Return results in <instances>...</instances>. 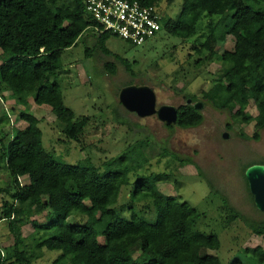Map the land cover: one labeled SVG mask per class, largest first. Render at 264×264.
<instances>
[{
  "label": "trees",
  "instance_id": "trees-1",
  "mask_svg": "<svg viewBox=\"0 0 264 264\" xmlns=\"http://www.w3.org/2000/svg\"><path fill=\"white\" fill-rule=\"evenodd\" d=\"M137 1L158 5V0ZM204 18L210 30L195 48L198 54L208 59L218 43L229 37L234 39V47L220 54L222 67L214 74L211 86L202 92V98L218 109H228L235 121H254L252 137L258 140L264 128V0H183L176 17L161 16V30L187 39L198 33ZM91 26L97 30L99 23L87 9L86 0H0L1 99L6 97L5 92H10L11 98L31 94L36 103L51 107L62 133L79 143L83 142L89 117L76 118L66 105L56 79V62L62 51L75 45ZM96 36L99 51L113 54L107 41L115 35L97 30ZM87 55H93L91 49ZM114 55L135 75L127 59ZM105 69L115 74L117 63L108 61ZM188 98L198 100L187 93L185 102L178 106L177 123L167 124L169 128L196 127L203 122V112L187 103ZM19 101L27 103L25 99ZM251 106L257 109L256 115L249 112ZM11 107L14 111L15 105ZM18 118L27 125L14 127L7 143L0 126V163L11 176V185L0 187V222H7L14 236L13 245L0 244V264L33 263L22 232L29 223L39 234L36 248L61 251L53 264H223L218 255L208 253L221 247L219 236L197 226L204 213L188 201L162 192L156 176H140L133 191L143 207L156 211L154 221L135 212L130 217L123 216L114 207L122 188L130 183V174L146 162L138 154L153 142L150 136L138 140V146L129 147L119 157L106 160L102 170L90 157L75 164L59 161L43 145L39 118L24 108ZM181 161L193 162L190 158ZM245 170L244 178L254 201ZM199 173L217 192L211 180L202 171ZM22 177H27L28 182L23 183ZM224 203L264 241V216L249 219L226 198ZM44 213L48 220L40 224L34 216ZM71 216L75 221L69 223ZM248 258L251 264H264V255L258 252H249ZM240 260L230 264H239Z\"/></svg>",
  "mask_w": 264,
  "mask_h": 264
},
{
  "label": "rangeland",
  "instance_id": "rangeland-1",
  "mask_svg": "<svg viewBox=\"0 0 264 264\" xmlns=\"http://www.w3.org/2000/svg\"><path fill=\"white\" fill-rule=\"evenodd\" d=\"M182 5L183 0H158L157 9L161 15L176 17ZM209 30L208 20L204 18L198 33L187 39L173 36L164 29L139 46L112 36L107 46L113 54L105 55L96 47L97 30L91 26L75 45L62 51L56 62V79L62 87L66 105L74 111L76 118L89 117L83 142H76L62 133L51 107L36 103L28 93L11 98L10 92H5L6 97H0V126L7 143L14 127L27 125L18 118L24 108L39 118L43 145L59 161L75 164L90 157L102 170L106 168V160L119 157L129 147L138 146V140L150 136L153 142L143 147V154H138L143 155L146 162L130 174V183L122 188L114 207L123 216L130 217L135 212L154 221L156 211L143 207V203L133 196V191L140 176H156L162 192L178 196L204 213L197 222L198 228L217 234L221 240V247L208 250V253L218 255L223 264H230L237 258L241 259L239 264H251L249 252L264 255V241L252 232L243 218L228 211L224 198L246 218L258 220L264 216L251 199L244 178V170L249 164L264 160V128L257 140L252 137L254 121L249 124L235 121L228 109H218L202 98V92L211 86L214 74L222 67L220 54L234 47V39L229 37L226 42L218 43L214 54L204 59L205 54H198L195 48L204 42ZM88 49L93 55H87ZM114 54L127 59L135 75ZM197 59H200L199 63ZM2 60L0 49V63ZM108 61L117 63L115 74L106 71ZM129 84L153 87L158 106L164 103L178 106L185 102L187 93L194 94L205 102L204 120L196 127L175 125L169 128L157 114L141 117L127 110L119 100L120 90ZM19 99H25L26 105ZM11 105H15L14 111ZM249 112L256 115L257 109L251 106ZM186 158L193 162L183 163L181 160ZM200 171L211 180L217 192L212 191ZM21 181L27 183L28 178L22 177ZM8 185H11V176L1 162L0 187ZM1 199L0 192V203ZM34 217L40 224L48 220L45 213ZM74 221L73 216L68 218L69 223ZM7 226V222H0L2 246L14 244V236ZM22 232L32 264H53L61 254L59 250L35 247L39 234L33 224L25 225ZM40 233L44 231L40 230ZM100 239L103 241L102 237Z\"/></svg>",
  "mask_w": 264,
  "mask_h": 264
},
{
  "label": "built area",
  "instance_id": "built-area-1",
  "mask_svg": "<svg viewBox=\"0 0 264 264\" xmlns=\"http://www.w3.org/2000/svg\"><path fill=\"white\" fill-rule=\"evenodd\" d=\"M87 9L99 23L97 30L133 45H143L162 28L157 6L137 0H86Z\"/></svg>",
  "mask_w": 264,
  "mask_h": 264
},
{
  "label": "water",
  "instance_id": "water-1",
  "mask_svg": "<svg viewBox=\"0 0 264 264\" xmlns=\"http://www.w3.org/2000/svg\"><path fill=\"white\" fill-rule=\"evenodd\" d=\"M119 100L122 105L131 112H136L141 117L157 114L161 121L166 124H176L178 106L173 104H161L158 106V98L155 89L147 84H129L119 92ZM187 103L202 111L205 102L187 99ZM225 135H228L225 133ZM249 189L254 195L256 207L264 211V163H253L245 170Z\"/></svg>",
  "mask_w": 264,
  "mask_h": 264
},
{
  "label": "flooded vegetation",
  "instance_id": "flooded-vegetation-1",
  "mask_svg": "<svg viewBox=\"0 0 264 264\" xmlns=\"http://www.w3.org/2000/svg\"><path fill=\"white\" fill-rule=\"evenodd\" d=\"M179 106V105H178Z\"/></svg>",
  "mask_w": 264,
  "mask_h": 264
}]
</instances>
